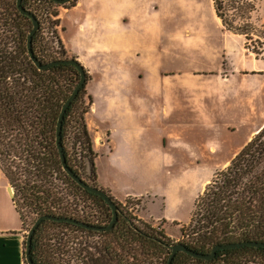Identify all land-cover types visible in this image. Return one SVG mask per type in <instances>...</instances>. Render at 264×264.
Returning a JSON list of instances; mask_svg holds the SVG:
<instances>
[{"label":"trees","instance_id":"obj_1","mask_svg":"<svg viewBox=\"0 0 264 264\" xmlns=\"http://www.w3.org/2000/svg\"><path fill=\"white\" fill-rule=\"evenodd\" d=\"M16 1L0 0V170L14 190L15 209L23 225L26 218L32 226L41 215H56L105 226L112 219L111 208L100 196L83 189L65 173L55 143L60 109L78 83L79 72L70 64L37 68L27 50L32 21L20 12ZM238 2L232 0L227 4L224 0H212L214 14L226 31L244 38L246 50L256 58H264V20L256 27L251 21L254 4L245 1V6L240 7L236 6ZM68 4L65 8L73 0ZM21 5L38 20V29L31 38L38 61L46 64L70 58L56 29L59 18L54 8L64 4L53 0H21ZM44 25L59 50H54L52 41H45ZM85 72L86 83L64 114L61 143L68 167L86 183L98 187L95 183L97 154L86 122L92 98L86 91L89 76ZM69 127L73 130L71 145ZM77 144L85 152L84 161H78L71 152ZM87 167L89 180L83 176ZM82 195L105 205L101 219L91 221L88 216L73 212L74 201ZM115 203L118 217L107 231L86 229L67 221H41L32 236L33 262L167 264L174 241L162 230L150 225L140 227L121 218V204ZM78 233L87 239L102 237L104 240L100 247L90 245L78 239ZM180 233L179 242L204 254L220 244L264 242V125L224 168L215 172L198 195L189 222L180 228ZM170 264H264V247L220 249L208 260L178 251Z\"/></svg>","mask_w":264,"mask_h":264},{"label":"rangeland","instance_id":"obj_2","mask_svg":"<svg viewBox=\"0 0 264 264\" xmlns=\"http://www.w3.org/2000/svg\"><path fill=\"white\" fill-rule=\"evenodd\" d=\"M231 1L224 0V3ZM237 1L236 6L240 7L245 6V1L254 4L251 21L258 27L264 20V0ZM65 5L69 4L54 9L58 12V8H65ZM160 5L158 8L155 4L152 8H158L163 43L148 50L133 46L120 69L134 78L133 84H127L129 90L134 93L153 91L149 92L150 97L143 105L130 99L133 122L138 126L134 127V143L138 141L142 159L135 158V162L121 160L103 148L96 151L95 167L116 192H145L141 197L123 201L108 194L114 202L121 204V218L125 217L140 227L150 225L162 230L177 243L182 239L180 228L188 224L195 201L206 184L264 125V58H256L246 50L243 37L235 38L229 34L224 39L223 28L215 22L210 0H202V6L192 8L187 15L172 17L165 16V12L172 8ZM52 9L50 7V11ZM71 15H66L56 27L58 35L61 28L68 40L75 33ZM44 26L45 41H52L50 44L54 50H59ZM176 29L181 32L178 43L169 38ZM222 53L225 55L224 67ZM236 61L240 62L239 65L235 64ZM223 71L224 86L219 82ZM103 78L98 69L89 87L92 95L107 92L108 87L102 85ZM86 91L88 93L87 88ZM162 92L168 94L166 99L170 106H167L171 109L163 114L162 106L167 100H161ZM85 100L87 102L86 96ZM95 102L96 108L89 110L90 119L102 128L112 127L115 121L106 105L100 98ZM72 131L69 127L70 145ZM71 152L78 161L86 160L85 152L78 148V144ZM159 153L163 160L155 157ZM139 170L144 177H138ZM83 176L85 180L91 177L88 167ZM171 184L177 189L178 201L175 202L169 194ZM98 188L102 187L98 185ZM72 208L73 212L86 215L91 221L101 219V211H105L103 203L85 195L76 199ZM30 227V220L26 218V232ZM77 235L84 243L98 247L104 240L102 237L87 239L83 233ZM90 250L94 252V249ZM71 264L81 263L72 260Z\"/></svg>","mask_w":264,"mask_h":264},{"label":"crops","instance_id":"obj_3","mask_svg":"<svg viewBox=\"0 0 264 264\" xmlns=\"http://www.w3.org/2000/svg\"><path fill=\"white\" fill-rule=\"evenodd\" d=\"M155 4L158 8L159 4L162 7L165 4L169 9L172 8L171 11L165 12V16L172 17V15H187L186 12L189 14V10L192 8L202 6V0H73L71 6L58 8L59 21H63L66 15L73 14L71 17L75 28L74 35L68 40L60 28V39L67 56L78 60L88 73L89 79L86 88L92 98L90 109L96 108L95 100L100 98L101 103L106 105L110 117L115 121L112 127L102 128L97 122L90 119L89 112L86 115L87 127L92 136L95 152L104 148L107 149L108 154L121 160L135 162V158L142 159L138 141L134 143L136 123L133 122L130 99L133 98L136 104L143 105L150 97L151 93L149 92L153 91L134 93L133 90H129L127 84L128 82L133 84L134 78L126 75L120 69L126 62L127 53L133 46L148 50L163 43V27H160L161 24L158 21L160 17L158 8H152ZM210 7L214 14L212 0H210ZM215 22L223 28L216 16ZM219 25L217 26L219 27ZM180 34L181 32L176 29L170 33L169 38L178 43L181 40ZM223 34L225 40L229 34L235 38H242V36L230 33L224 28ZM224 56L222 53L223 67ZM239 63L236 61L235 64L239 65ZM98 69L104 76L102 85L108 89L107 92H100L97 96V93L94 95L90 93L89 87ZM146 78L148 77L146 76ZM219 82L224 86V71ZM160 97L163 101L167 100L166 98L169 96L162 92ZM168 103V100L163 103L162 114L167 113L170 109L167 106ZM136 127L138 126L136 125ZM155 157L159 161L163 160L161 153L156 154ZM140 172L139 170L138 174ZM138 177L142 178L144 175L139 174ZM96 182L119 201L145 195V192L136 190L116 192L112 184L106 183L97 171ZM172 186L171 184L169 194L175 202L178 201L177 189ZM13 194V188L0 170V264H27L24 256L27 232L12 201ZM163 216L166 218L165 214Z\"/></svg>","mask_w":264,"mask_h":264},{"label":"water","instance_id":"obj_4","mask_svg":"<svg viewBox=\"0 0 264 264\" xmlns=\"http://www.w3.org/2000/svg\"><path fill=\"white\" fill-rule=\"evenodd\" d=\"M53 1H55L58 4H66V3L70 2L71 0H53ZM16 2H17V7L20 10V12L27 15L28 17H30V19L32 21V28L29 32L28 39H27V50H28V54H29L30 58L32 59L33 63L37 66V68L42 70V69H46V68H48L50 66H54V65L70 64V65H73L77 69V71L79 72L80 79H79L78 83L76 84L73 91L67 97V99L65 100V102L63 103V105L60 109L58 119H57L55 143H56V147H57V150L59 153V159H60L62 168L65 171V173L83 189L100 196L109 205V207L111 208V211H112V219L105 226L93 225V224L86 223L84 221L77 220L75 218L65 217V216H56V215H41V216H39L34 221L32 226L30 227V229L28 230L26 238H25L24 256H25L26 263L27 264H35L31 258L32 236L34 234V231L38 227V225L44 219H49V220H54V221H67V222H71V223L77 224L79 226H82L86 229H92V230H96V231H103V230L107 231L113 227V225H114V223L118 217V209H117L116 203L111 199V197L108 195V193L106 191H104L98 187H94V186L89 185L88 183H86L84 180H82L78 175H76L68 167L67 162H66V157L64 154V150L62 147V143H61L62 120H63L64 114H65L67 108L69 107L71 102L74 100V98L77 96L81 87H83L84 84L86 83L85 69L80 64V62L74 58L55 60V61H52V62H49L46 64H42L40 61H38V59L34 55V52L32 50V45H31V38L34 35V33L37 31L38 26H39L38 20L32 13L26 11L22 7L21 0H17ZM240 246L264 247V242H261V241H243V242H236V243L220 244V245L214 246L211 249L210 253H207V254L196 252V251L188 248L183 243L177 242L172 246L171 254L168 258L167 264L171 263L175 253L178 251L185 252V253L191 255L192 257L208 260V259H212L215 257L217 250L227 249V248H235V247H240Z\"/></svg>","mask_w":264,"mask_h":264}]
</instances>
